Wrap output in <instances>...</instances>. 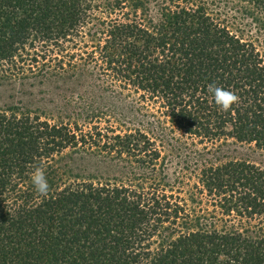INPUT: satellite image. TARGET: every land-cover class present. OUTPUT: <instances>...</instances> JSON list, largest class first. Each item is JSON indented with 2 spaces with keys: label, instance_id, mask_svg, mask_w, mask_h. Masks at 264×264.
<instances>
[{
  "label": "trees",
  "instance_id": "1",
  "mask_svg": "<svg viewBox=\"0 0 264 264\" xmlns=\"http://www.w3.org/2000/svg\"><path fill=\"white\" fill-rule=\"evenodd\" d=\"M248 21L264 34V0H0V77L40 79L50 106L0 109V264H264L263 170L191 160L180 196L164 155L178 147L125 127L159 103L190 138L264 151ZM212 83L240 102L221 110Z\"/></svg>",
  "mask_w": 264,
  "mask_h": 264
},
{
  "label": "rangeland",
  "instance_id": "2",
  "mask_svg": "<svg viewBox=\"0 0 264 264\" xmlns=\"http://www.w3.org/2000/svg\"><path fill=\"white\" fill-rule=\"evenodd\" d=\"M243 23L250 25V29H245V38L248 39L247 35H250L255 47L264 56V34L255 30L249 21ZM39 81L40 79L33 81V87H21L20 81L4 80L0 77V109L13 105L18 106L19 103L32 109V111L37 108H40L41 111L50 109V106L46 103L47 97L39 93L40 91H44V87L37 85ZM30 93H33V96H30ZM162 111L164 110L159 103L148 102L147 111L140 110L139 114H135L136 118L132 119L130 124H125V127L130 129L139 128L143 132L150 134L153 138L163 139L174 148L178 147V151L173 150L174 152L171 151V153L169 146L165 144L164 155H167L165 173L168 174L169 181H173L180 171L181 175L186 176L182 184L174 185L175 190L180 192V196H185L190 187L197 182L199 171L194 170L191 160L198 159L200 161L208 159L216 164L228 161H245L264 171V151L257 148L254 143L239 142L232 138H222L216 141H201L194 137L190 138L187 134L179 132L176 127H172L168 122V118L163 116ZM170 129H173L174 133L171 134L168 131ZM185 147L187 149H184ZM204 149H206L205 153ZM194 152H198L202 157L198 158ZM176 155L179 157L176 158ZM186 155H188L187 158L185 157ZM185 161L189 166L188 170L183 169L186 165Z\"/></svg>",
  "mask_w": 264,
  "mask_h": 264
},
{
  "label": "clouds",
  "instance_id": "3",
  "mask_svg": "<svg viewBox=\"0 0 264 264\" xmlns=\"http://www.w3.org/2000/svg\"><path fill=\"white\" fill-rule=\"evenodd\" d=\"M208 91L212 94L215 104L223 111H228L233 105L240 102L238 94L227 90L216 83L208 85ZM31 183L35 192L40 197H46L50 192V185L42 166H36L31 173Z\"/></svg>",
  "mask_w": 264,
  "mask_h": 264
}]
</instances>
